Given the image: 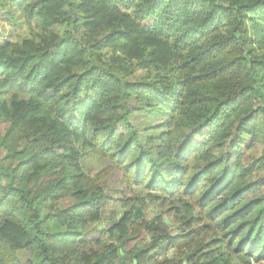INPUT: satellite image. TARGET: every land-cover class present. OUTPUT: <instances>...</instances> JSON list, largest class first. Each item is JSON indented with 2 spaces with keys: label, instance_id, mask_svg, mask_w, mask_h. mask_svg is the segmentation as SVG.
Wrapping results in <instances>:
<instances>
[{
  "label": "trees",
  "instance_id": "16d2710c",
  "mask_svg": "<svg viewBox=\"0 0 264 264\" xmlns=\"http://www.w3.org/2000/svg\"><path fill=\"white\" fill-rule=\"evenodd\" d=\"M214 241L264 262V0H0V264Z\"/></svg>",
  "mask_w": 264,
  "mask_h": 264
},
{
  "label": "rangeland",
  "instance_id": "374dc122",
  "mask_svg": "<svg viewBox=\"0 0 264 264\" xmlns=\"http://www.w3.org/2000/svg\"><path fill=\"white\" fill-rule=\"evenodd\" d=\"M142 121L145 123V124H148V121L146 119H142ZM84 164H85V167L90 170V171H96V170H99L101 168L104 167L105 165V162L100 159L99 157H97L96 155L92 154V153H86L85 157H84ZM147 209H141L142 212L144 211L145 214L147 215V217L151 218L153 217V215L157 212V208L156 206L154 205V203H149L147 206H146ZM120 216H121V213H120ZM99 226H106L104 225L103 223L100 224ZM144 231H142L141 235L136 238V239H132L129 241V244H133V243H136V244H139V238L143 237L144 236ZM140 238V239H141ZM212 247L209 248V251H210V254L212 255H215L217 257H219V263L220 264H237L236 262H234L233 260H229L228 263H224L223 260L227 257L226 253H225V250L220 246V244L217 242V241H214L213 244L211 245ZM174 254V251L173 250H170V251H167L165 253H161L159 254L160 257H172ZM264 264V262L262 263Z\"/></svg>",
  "mask_w": 264,
  "mask_h": 264
}]
</instances>
